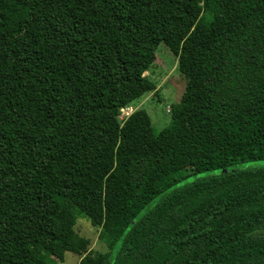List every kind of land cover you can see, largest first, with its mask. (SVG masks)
<instances>
[{
    "label": "trees",
    "instance_id": "1",
    "mask_svg": "<svg viewBox=\"0 0 264 264\" xmlns=\"http://www.w3.org/2000/svg\"><path fill=\"white\" fill-rule=\"evenodd\" d=\"M161 42L186 83L156 133L119 115ZM259 160L264 0H0V264H264Z\"/></svg>",
    "mask_w": 264,
    "mask_h": 264
},
{
    "label": "rangeland",
    "instance_id": "2",
    "mask_svg": "<svg viewBox=\"0 0 264 264\" xmlns=\"http://www.w3.org/2000/svg\"><path fill=\"white\" fill-rule=\"evenodd\" d=\"M155 83L156 89L145 93L133 103V109H145L151 117L153 129L161 132L171 122L169 110L172 104L178 102L184 92L186 79L178 69V58L171 49L161 42L156 51L154 63L146 73ZM243 167H264V160L250 161L241 164ZM221 171V169L219 170ZM217 171V172H219ZM188 170L179 171L180 176L188 174ZM209 172L189 175L182 179L179 185L208 175ZM77 231L91 240V248L101 249L98 239L99 230L92 225L89 218L81 217L76 224ZM80 256L73 252L65 253L64 261L58 264H78Z\"/></svg>",
    "mask_w": 264,
    "mask_h": 264
},
{
    "label": "built area",
    "instance_id": "3",
    "mask_svg": "<svg viewBox=\"0 0 264 264\" xmlns=\"http://www.w3.org/2000/svg\"><path fill=\"white\" fill-rule=\"evenodd\" d=\"M133 112H134V109L131 106L122 108L121 109V114L119 115V118L122 121H125Z\"/></svg>",
    "mask_w": 264,
    "mask_h": 264
}]
</instances>
